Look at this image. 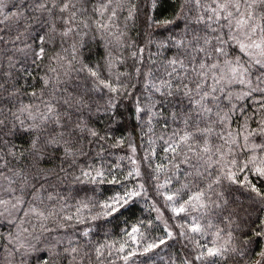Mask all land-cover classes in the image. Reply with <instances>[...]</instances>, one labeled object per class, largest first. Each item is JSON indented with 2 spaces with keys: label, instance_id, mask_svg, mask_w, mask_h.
Returning a JSON list of instances; mask_svg holds the SVG:
<instances>
[{
  "label": "snow or ice",
  "instance_id": "snow-or-ice-1",
  "mask_svg": "<svg viewBox=\"0 0 264 264\" xmlns=\"http://www.w3.org/2000/svg\"><path fill=\"white\" fill-rule=\"evenodd\" d=\"M147 5L149 12L154 11L159 0H147ZM139 10L137 0H96L95 4L92 0H16L10 6L6 0H0V98L6 97L0 99V218H5L15 229L6 238V253L4 245H0V264H26L31 253L39 249L33 241L84 222L82 216L66 214L64 207H56V197L43 195L50 177L37 165L47 155L50 145L63 142L67 158L75 156V141L81 136H90L98 144L110 138L101 136L80 119L93 92H107L105 111L113 116L116 109L129 100L135 105L133 116L137 119L141 115L147 116L149 122L158 114L153 109L161 101L172 103L175 100L178 105L187 102L181 112L171 114L173 123L178 122L183 127L173 131L165 142L163 151L167 154L170 169L161 164L154 169L157 174L166 169L170 173L158 188L171 185L173 178L177 182L181 178L184 181L180 188L170 190L164 197L174 215L184 219L179 225L180 236L191 245V258H183L181 264H227L235 256L241 259L246 256L245 248L252 239L240 240L241 247H237L235 241L238 237L234 235L236 231H242L237 223L241 212L248 217L242 221L248 224V231L254 237H264V219L257 217V224L250 211H264V188L249 178L251 175L264 180V143L255 142L257 138H264V0H182L173 19L157 21L146 15L149 27L168 30L167 26L173 25L169 37L160 43V47H174L176 50L175 55L159 65L149 56L150 66L145 65V47L138 45L128 34L129 22L136 20ZM36 14L41 18L35 20V25L44 31V35H32L31 18ZM177 21L183 23L179 32L174 30ZM83 30L96 31L108 38L110 50L105 62L106 79L102 78L99 66H89L79 59L83 46L80 40L74 39L68 48L63 47L69 38L80 37ZM56 37L60 38L61 51L49 55L47 45L54 43ZM115 49H119V54L114 55ZM29 58L33 67L47 59L45 86L40 92L29 94L39 101L38 104L24 105L17 101L14 112L5 107L19 95L13 71L17 64L26 63ZM129 60L132 61L128 65L131 71H114ZM5 62L7 72L3 70ZM23 71L27 72V68ZM73 72L86 74L84 92H80L78 80L71 81V90L65 87ZM141 82L153 96L159 94L160 101L143 93L136 95ZM146 99L149 103L144 102ZM249 101L256 105L251 114L247 112ZM237 113L243 122L233 128ZM20 115L32 121L26 132L40 133L25 150L33 160L24 166L20 165L13 150L15 146L10 149L5 140L9 134L20 131L23 125ZM8 117H12L15 123H10ZM253 120L257 122L255 128L249 123ZM45 131L48 132L46 137ZM123 143L121 138L113 146ZM129 147L136 152L135 145ZM79 152L84 154L83 147ZM242 153L246 158H239ZM20 156L27 159L24 152ZM131 162L136 164L134 159ZM60 170L65 171L63 167ZM82 175L95 181L102 178L104 172L93 169ZM128 175L139 177L141 173L137 167ZM153 179H159V176ZM111 182L120 183L115 179ZM233 185L248 194L251 203L247 209L239 201H236L235 209H228L227 197L231 195ZM138 188L110 197L99 205L101 212L98 215L120 213L134 198L146 195L143 184ZM45 200L51 203H45ZM80 211L78 208L77 213ZM223 211H228V215H220ZM211 215H216L226 226L211 223L207 219ZM213 228L215 231L210 242L202 243L198 237ZM138 232L139 228L133 227L128 233L134 243ZM165 233L167 239L173 238L167 228ZM83 235L87 236L88 232ZM167 239L144 242L142 252L130 250L122 259L127 262L138 254L150 253L165 245ZM125 246L122 244L118 251L124 252ZM107 247L101 244L89 249L75 239L69 240L65 246L57 239L44 250L43 261L44 264H55L58 260L63 264H92L94 255L96 264H103ZM107 255L111 256V252ZM257 255L258 259L246 264H264V250Z\"/></svg>",
  "mask_w": 264,
  "mask_h": 264
},
{
  "label": "trees",
  "instance_id": "trees-1",
  "mask_svg": "<svg viewBox=\"0 0 264 264\" xmlns=\"http://www.w3.org/2000/svg\"><path fill=\"white\" fill-rule=\"evenodd\" d=\"M6 2L10 6L16 0H6ZM92 2L95 4L96 0H92ZM181 3L182 0H159V6L154 11L149 12L147 0H137L140 10L136 20L129 22L128 34L138 45L145 47L146 66H150L149 56L159 65L161 61H165L176 53L174 47L168 49L160 47V43L169 37L173 30V25L167 26L168 30H165L164 27H149L150 22H146V15H151L157 21L173 19L180 10ZM123 15H126V12ZM37 18H41L40 14H36V16L31 18L33 21V36L45 34L43 30H40L35 25ZM182 28V21H177L174 30L179 32ZM21 31H23V28H21ZM74 39L80 40L83 45L80 48L79 59L89 66H99L102 78L106 79L105 62L110 50L108 38L96 31L83 30L80 37L69 38L63 44V47L68 48ZM47 51L49 55L61 51L59 37H56L54 43L47 45ZM115 54H119V49H115ZM124 54L127 55V53ZM47 64L48 61L45 59L43 62H39V66L33 67L31 58H29L26 63L16 65V69L13 71V79L19 95L13 97L12 103H6L5 107H10L15 112L16 107L14 105L18 106L17 101L24 105L39 103L38 100H35L29 94L33 91L40 92L44 89L45 68ZM130 64H132L131 60L127 61V64L124 66L118 65L114 71H131V68L128 67ZM76 67H79V64ZM24 68H27V72L23 71ZM3 70L7 72L6 62ZM63 78L61 77V79ZM68 79L69 84L65 87L71 90V81L78 80L81 84L80 92H84L86 74L73 72ZM142 93L152 97L155 101H160L159 94L153 96L151 92L143 88L141 82L140 86L136 89V95H141ZM107 98L108 94L106 91L93 92L87 102L88 106L82 110L83 115L80 119L87 122L91 128L97 130L101 136L110 138L98 144L93 142L90 136H81L78 141H75V156H68L67 158H65L64 148L66 146L63 142L50 145L46 150L47 155L37 165L39 168L45 170L46 174L50 177L46 185L47 191L43 195L45 197L48 195L56 197V207H64L66 214L82 216L84 222L75 224L74 228L67 231L54 232L50 236L46 235L42 237L39 241H33V244L38 245L39 249L31 253L26 264H44V250L51 247L57 239L62 240L65 246L69 240L75 239L79 241L80 245H87L89 249H94L101 244L108 245L105 249L103 264H181L183 258H191V245H188L187 241L180 236L181 229L179 225L184 223V219L174 215L171 205L164 198L165 195L169 194L170 190L174 191L180 188L184 181L181 178L177 182L173 178L171 185L165 188H158V185L165 183L170 174L168 170L170 169V165H168V159L166 158L167 154L163 151L164 147H166L165 142L172 135L173 131H178L183 127L178 122L173 123L171 114L173 112H181L187 102H185V105H178V102L175 100L172 103L166 100L161 101L153 109V112L158 114L149 122L147 116L141 115L140 119L133 116L135 105L129 100H125L116 109V114L113 116L111 112L105 111V100ZM0 99H6V97ZM144 102L149 103L147 99ZM247 103L250 105L247 108V112L251 114L256 105L251 104L250 101ZM97 108H99V111H97ZM8 119L10 123H15L12 117H8ZM258 119L259 117H257ZM20 120L23 121L20 131L15 135L9 134L5 140L9 144L10 149L13 145L15 146L13 150L17 153L20 165L24 166L33 160L32 157L27 155L25 150L30 147V141L34 136L40 135V133L35 131L26 132L32 121L24 115H20ZM234 120L235 122L232 124L233 128L238 127L243 122L239 113H237ZM249 123L253 128L257 126L256 120ZM51 127L52 125L49 124L48 128L51 129ZM57 131H59L58 128ZM47 135L48 132L45 131L44 136L46 137ZM161 137L164 139L161 140ZM121 138L124 139V143L114 147L113 145ZM255 142L264 143V138H257ZM130 144L135 145V153L131 151ZM81 147H83L84 154L79 152ZM21 152H24L27 159L20 156ZM145 157L148 158L145 159ZM239 158H246V154L242 153ZM132 159L136 161V164L131 162ZM157 164L168 165V169L157 174L154 171ZM61 167L65 171H61ZM137 167L141 175L139 177L129 176L128 173ZM93 169L102 170L104 176L94 181L91 177L82 175L83 172L92 171ZM93 175H95L94 172ZM156 175L159 176V179L154 180L153 177ZM249 178L258 187L264 188V180L251 175ZM113 179L118 180L120 183H112ZM139 184L144 185L146 195L134 198L125 209H122L120 213L113 216L98 215L101 212L100 204L107 202L116 193H123L127 189L139 190ZM230 191L231 195L227 197L229 210L237 207L236 201L243 204V207L246 209L249 207L251 201L248 199V194L244 189L238 185H233ZM45 203L51 202L45 200ZM84 204H87L88 207L83 208L82 205ZM78 208L81 209L79 213H77ZM250 211L252 213V220H257V224L259 223L257 217L264 219V211H256L254 209H250ZM220 215L227 216L228 211H223ZM93 216L97 218L92 219L91 217ZM207 219L213 224H219L221 227L226 226L217 219L216 215L208 216ZM244 220H248V217L241 212L240 216L237 217V223L240 225L242 231L234 233L238 237L237 241H235L236 246L241 247L239 241L248 238L252 239V243L245 248L247 252L246 256L242 259L239 256H235L233 259L228 260L227 264H246L249 260L254 262L259 258L257 253L264 250V237H254L252 232L248 231V224L242 223ZM133 227L139 228V232L135 234V243L128 236ZM252 227L255 228L256 225H252ZM166 228L173 233L172 239L166 238ZM10 231H15V229L5 218H0V237L4 238L0 239V245H4L5 253L7 249L6 238ZM85 231L88 232L87 236L83 235ZM214 231V228L209 229L205 235L198 237V239L202 243H209L212 239L211 234ZM244 233L247 234L244 235ZM141 234H143V239L141 238ZM160 238L167 239V243L145 255L138 254L127 262L122 259L130 250H135L138 253L142 252V244L144 242H158ZM122 244L126 245L125 250L124 252H119L118 249ZM108 252H111V256L107 255ZM55 264H63V261L58 260ZM92 264H96L94 255ZM196 264H199V262H196Z\"/></svg>",
  "mask_w": 264,
  "mask_h": 264
}]
</instances>
